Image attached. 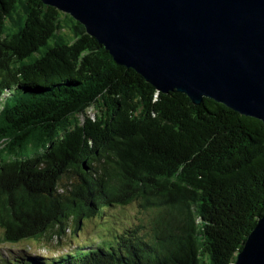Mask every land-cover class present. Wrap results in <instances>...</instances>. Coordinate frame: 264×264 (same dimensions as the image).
Returning a JSON list of instances; mask_svg holds the SVG:
<instances>
[{
    "label": "trees",
    "instance_id": "obj_1",
    "mask_svg": "<svg viewBox=\"0 0 264 264\" xmlns=\"http://www.w3.org/2000/svg\"><path fill=\"white\" fill-rule=\"evenodd\" d=\"M135 201L153 214L145 232H111L110 248L52 263L27 248L8 262L235 264L264 215V123L158 91L42 0H0L3 242L75 233L84 206L102 217Z\"/></svg>",
    "mask_w": 264,
    "mask_h": 264
},
{
    "label": "water",
    "instance_id": "obj_2",
    "mask_svg": "<svg viewBox=\"0 0 264 264\" xmlns=\"http://www.w3.org/2000/svg\"><path fill=\"white\" fill-rule=\"evenodd\" d=\"M163 93L212 98L264 123V0H42ZM235 264H264V215Z\"/></svg>",
    "mask_w": 264,
    "mask_h": 264
},
{
    "label": "rangeland",
    "instance_id": "obj_3",
    "mask_svg": "<svg viewBox=\"0 0 264 264\" xmlns=\"http://www.w3.org/2000/svg\"><path fill=\"white\" fill-rule=\"evenodd\" d=\"M16 94L9 99L10 102L17 97ZM94 111L93 107L89 108L91 114ZM152 216V211L142 208L139 201L125 206L110 207L102 217L95 214L89 207L84 206V217L81 219V228L75 233H70L68 229L64 235L59 236V233H55L53 230L42 239L26 238L16 243L3 242V229L0 226V239L2 238L0 240V264H9L10 258L17 256L21 249L22 256H24L26 248L28 254L44 255L51 263L55 260H61V256L52 259L53 255L61 252L78 254L89 248L103 247L107 249L112 244H115L114 236L111 235V232L114 233L118 232V230L122 231L127 227L140 225H143L141 231L145 232L151 226L150 220ZM69 222L74 223V218L70 219ZM71 227L74 229V225ZM52 235L56 236L51 238ZM75 242L79 243L76 246L79 245L81 247L71 248ZM25 259L28 261L27 257ZM20 261L21 264L24 262Z\"/></svg>",
    "mask_w": 264,
    "mask_h": 264
},
{
    "label": "built area",
    "instance_id": "obj_4",
    "mask_svg": "<svg viewBox=\"0 0 264 264\" xmlns=\"http://www.w3.org/2000/svg\"><path fill=\"white\" fill-rule=\"evenodd\" d=\"M91 107H93V106H91ZM91 107H89V108H91ZM89 108H87V110H86L85 113H82V114L80 115L82 120H85V117H89V118H91V119H94L95 111H94V113L91 114V113L89 112Z\"/></svg>",
    "mask_w": 264,
    "mask_h": 264
}]
</instances>
